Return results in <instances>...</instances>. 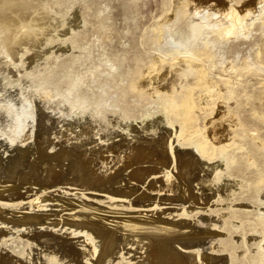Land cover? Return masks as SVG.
<instances>
[{
    "label": "bare ground",
    "instance_id": "6f19581e",
    "mask_svg": "<svg viewBox=\"0 0 264 264\" xmlns=\"http://www.w3.org/2000/svg\"><path fill=\"white\" fill-rule=\"evenodd\" d=\"M21 1H12L15 4L11 7L17 6L14 11L23 10L24 2ZM239 1L231 0L220 14L210 8L202 14L206 8L202 9V0H162L163 14L141 34L143 49L135 43L123 53L116 51L106 55L84 73L63 65L62 73L51 71L42 75V84L51 92L45 101L55 96L63 97L71 109L77 108L90 116L89 125L87 121L81 126L76 125L80 129L69 126L62 131L63 140L70 145L98 136L103 128L115 122L116 113L121 119H130L136 117L138 109L142 110L144 119L156 115L149 124L163 117L175 129L174 137L169 138L168 146L164 147L167 150L158 162L156 158L149 159L155 156L156 146L153 149L151 143L144 140L132 143L121 140L107 143L94 153L82 151L75 154L73 172L51 167L47 170L46 179L55 181L36 182L39 187H31L35 192L27 201L18 187H6L7 195L0 194V216L5 224L0 228V240L6 242L8 249L0 251V264H17L13 258L21 249L11 242L13 234L30 247L35 241L51 243L45 245L44 260L34 261L40 260L42 264L72 261L100 264L102 261L97 256L102 246L97 237L103 238L105 250H111L117 244L118 234L123 240H128L127 243L136 244L142 252H148V257L145 261L136 262L137 257L127 256L123 246L118 251L119 255L113 258H119L115 264H264V210H261L264 209V38L258 35L260 38L250 41V53L242 56L238 54L239 46L246 41H235L240 33L248 38L250 32L252 34L264 24V0H257L255 7L246 8L245 5L238 6ZM126 7L134 11L137 4L128 0ZM4 9L6 11L7 8ZM105 19V16L98 19L100 27L106 25ZM167 31L173 41L165 36ZM167 43L176 46L168 47ZM103 62H110L109 67H102ZM251 77L255 80L252 81ZM115 88L116 102L113 100L111 106L100 107L99 103ZM134 94L140 98L150 94L153 105L137 108L131 99ZM55 102L49 103L54 110ZM31 115L32 111L27 109L20 117L19 126L23 130ZM179 144L193 149L179 152L178 155L185 153V163L182 161L180 165L190 164L186 156L194 152L201 162L199 166L208 164L211 167L208 178H200L198 182L203 187L208 186L206 182L217 185L215 200L210 204L202 203L207 204L205 207L201 204L185 206L181 201L174 207H166L163 206L165 202L157 200L166 193H184L179 188L187 174L174 171L177 159L182 160L175 150ZM41 151L48 153L47 149ZM112 151L119 153L118 160L114 161L109 156ZM75 152L62 147L54 155L65 158ZM112 161L115 166L120 162L136 165L128 175L131 181L138 180L142 185L147 182L141 194L134 195L137 193L133 188L129 189L132 192H127L122 184L117 186L119 173L106 167ZM146 162L150 164L144 166ZM172 163L173 167H170ZM159 172H164V177L157 175ZM106 179L114 182H106ZM28 182L33 183L31 180ZM223 182L226 184L224 190L218 186ZM114 183L117 191L102 188ZM20 195L22 199H18ZM51 195H56V198ZM101 196L108 198V203L118 211L133 215L127 219L124 216L111 219L106 213L93 211L99 209L93 206L94 202L78 212L75 211L76 206H72L73 199L93 197L97 202L101 201ZM194 196H182V199L189 200ZM50 200L56 203H50ZM147 201L150 205L144 206ZM53 205L57 208H52ZM19 206L28 210L21 211L24 216L19 219L20 224L10 225L13 213L6 209ZM51 215L56 221H51ZM192 220L201 223V227L194 229ZM20 225H25L24 229L40 227L25 236L19 234ZM80 225L87 228H75ZM62 233L73 237L83 234L87 251L78 250L70 237H64ZM202 237L211 238L208 250L189 248L191 243L188 242ZM107 256H111L109 251Z\"/></svg>",
    "mask_w": 264,
    "mask_h": 264
},
{
    "label": "rangeland",
    "instance_id": "374dc122",
    "mask_svg": "<svg viewBox=\"0 0 264 264\" xmlns=\"http://www.w3.org/2000/svg\"><path fill=\"white\" fill-rule=\"evenodd\" d=\"M8 1L9 0H7V2L6 0H0V8L2 10L7 8V13L4 11L5 9L0 11L2 12L0 13V38L2 39H0V50L2 47L0 51V194H5L6 196L8 192L6 191V187L14 188V186H16L19 188L18 191L23 193V196L27 198L25 200L27 201L33 197L30 195L35 192V189L31 187H39V185H36V182L55 181L46 179L47 170L51 167H62L65 170L73 172L71 168H73L72 164L75 154H79L82 151L94 153L96 150L99 151L101 148L105 147L107 143L112 144L120 142L121 140H127L128 143L138 140H144L149 144L151 143L150 146L152 145L153 149L156 146L155 150L157 149V155L155 154L154 156L152 154L151 156H154L153 159H151V157H149V159L155 160L156 158L155 161H160L167 150H165L164 147L168 146L169 138L174 137L175 129L170 127L163 117L155 120L154 124H149L148 122H152L153 117L156 115H150L144 119L141 117L142 110L140 109H138L136 117L130 119H121L119 118V113H116L115 122L108 128H103L98 136L94 135L91 139L78 140L75 145H70L65 142V140H63V135H61L62 131L69 126L74 129H80V126L87 121L89 125L90 116L87 112H81L77 108L71 109L63 97L55 96L45 101V99L51 95V92L42 84V75H46L51 71L62 73L64 72L63 65L69 66L71 69L77 70V72L80 70V72L84 73L90 66L100 63L99 60L105 58L106 55H110L116 51L123 53L129 50L135 43L138 44V48L143 49L140 44L141 34L146 27L151 25L156 18L163 14L162 0H134L137 4V8L134 11L127 9L128 0H43L42 2L40 0H36L37 2L32 0L31 3H29L30 0H26V2L25 0H20L24 2L22 3L24 7L23 10L21 9L19 12L16 10L14 11L17 6L11 7V5L15 4V2L12 1H16V3L20 1ZM230 3L231 0H202V9L206 7L205 10L202 11V14L206 12L208 8L216 14H220L223 8L228 7ZM109 4L110 6L107 7ZM1 5L4 6L2 7ZM237 5H245L244 8L249 6L255 7L257 5V0H240ZM3 14L7 18L3 16ZM102 16L106 17V25L100 27L98 19ZM8 17L12 18L8 19ZM263 31L264 24L260 25L257 30H253V35L250 32L248 38L244 37V33H240V37L235 41L239 42L240 40H245L246 42L239 46L240 51L238 54L240 53V56L247 55L251 50L249 47L251 46V42L256 37L264 38V34H262ZM5 32H8V34ZM165 36L170 41H173L169 31L166 32ZM7 37L8 39L13 37L15 40H13V38L8 40ZM29 37L31 41H28V39H30ZM104 37L107 38L105 39ZM107 39L110 40L107 41ZM166 46L173 47L176 45L167 43ZM4 51L8 53L6 52L7 54H3L2 52ZM109 65L110 62H103L101 66L108 68ZM251 80L254 81L255 77H251ZM116 90V88L112 89L109 95L99 103V106L109 107L113 100L116 102L117 97L114 96ZM131 99L136 102L137 108H141V106L151 107L153 105L150 94L146 95L145 98H140L138 95L134 94ZM53 102H55V110L49 106V103ZM27 109L32 111V115L27 119L26 128L23 130L21 126H19V119L26 113ZM158 115H161V113ZM76 125L80 126L77 128ZM72 134L74 135V133ZM137 134L140 136L136 137L135 135ZM158 139H162L164 143L162 140L160 141ZM158 141L162 143L160 144ZM153 142L159 143V146ZM62 147H69L71 151L76 150V152L69 157L58 158L54 153L61 150ZM162 147L163 149H161ZM45 149L48 150V153H43L41 151ZM175 150L176 155L186 150L193 151L191 147L182 146L180 144L176 146ZM23 151L29 153L27 154L25 152L24 154ZM108 154L115 161L119 153L117 151H112ZM184 154H180L183 156L178 155L182 157V160H180V158L177 159V168L174 170L176 174H178V171H181L184 175L187 174L182 179L183 184L179 188V190L184 193H166L161 196V198L157 197V200L165 202L166 204L163 206L166 207H174L173 205L180 201L184 203L185 206L201 204L205 207L207 204L202 203L210 204L209 202L215 200L217 196H215L217 185L206 182L208 186L203 187L198 182L200 178H208L211 167L208 164H201V166H199L198 164L201 162L194 152L190 153L191 156L190 154L186 156V158L190 159V164L180 165L182 161L185 163L183 160ZM22 156L23 158H21ZM194 157L197 162L193 159ZM144 159L147 160V158ZM58 164H60V166H57ZM113 164L114 162L112 161L109 166L106 167H108V169H114V172L119 173L120 182L117 186L122 184L126 191L128 190L130 192L131 190L129 189L133 188L132 190L137 193L134 195L141 194L147 182L142 185L138 180L131 181L128 175L129 171L132 173L133 167H136V165H124L123 162H120L118 166ZM148 164H150V162L144 163V166H148ZM173 164L174 163L169 164L171 165L170 167H173ZM157 175L162 178L164 177V172H159ZM28 180H31L33 183L28 182ZM106 182L114 181L112 179H106ZM187 184L189 185L187 186ZM224 184L225 182H223V185H218L219 188H226ZM108 186L102 188L117 191L115 183L112 186ZM25 191H27V193H25ZM40 193L42 192L40 191ZM54 193L57 194V192ZM13 194L17 196L15 193ZM192 194L195 196L189 200L182 199V196L188 197ZM23 196L20 195L18 199H22ZM55 196L51 195V197L56 198ZM100 199L101 201L98 200L97 202L96 198L93 197L90 199L76 198L71 201L73 203L72 206H76V212L87 209L88 204L94 202L93 206L99 209L93 211H98L103 214L106 213L111 219H119L120 216H124L125 219H127L129 218L128 216L133 215L130 212L118 211L117 208L108 203L109 199L104 198V196H101ZM49 202L56 203L54 200H50ZM149 203L150 202L147 201L143 204L147 206L150 205ZM20 206L16 208L7 207L6 210L13 213V219H10V225L20 224L19 219H22V216H24L21 215V213L28 210V208ZM51 207L57 208L56 205ZM10 216L11 215H8V217ZM49 218L51 221H56L53 215ZM192 223L194 224V229L202 225L201 223H194L193 220ZM44 225H49V223H44ZM4 226L5 224L2 223V218L0 216V228ZM23 226L25 225H20L22 229L19 231V234L25 236L30 235L40 227V225H37L30 229H24ZM55 228H59V226L55 225ZM75 228L86 229L87 227L80 225ZM187 230H190V228ZM56 233L59 232L56 231ZM62 234L64 237H70L72 243L78 250L83 251L84 249V251H87L83 234H79L76 237L67 236L66 233ZM118 236L117 244L115 248L111 250H105L103 238L97 237L102 246L100 254L97 256H100L99 261H102L100 264H115V261L119 258H113L119 255L118 251L123 246L126 247L127 256L137 257L136 262H142L147 259L148 252H142L137 248L136 244L127 243L128 240H123L124 238L121 234H118ZM210 240V237H202L196 239L195 242H188L187 244L191 243L190 246L188 245L191 249L201 248L203 251H206L211 242ZM12 241L17 248L21 249L13 258V262L17 264H33L34 261L39 258L42 259V257H44L43 252L46 249L45 245L51 244L35 241L33 246L30 247L17 238L15 234L12 236L11 242ZM6 246V242L0 240V251L7 250L8 248ZM108 251L111 256L105 257ZM43 260L44 258L42 261ZM77 263L78 261H72L65 262L64 264ZM34 264L42 263L39 260Z\"/></svg>",
    "mask_w": 264,
    "mask_h": 264
}]
</instances>
